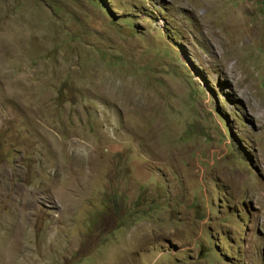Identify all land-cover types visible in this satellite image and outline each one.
I'll list each match as a JSON object with an SVG mask.
<instances>
[{
  "label": "rangeland",
  "instance_id": "rangeland-1",
  "mask_svg": "<svg viewBox=\"0 0 264 264\" xmlns=\"http://www.w3.org/2000/svg\"><path fill=\"white\" fill-rule=\"evenodd\" d=\"M0 264H264V0H0Z\"/></svg>",
  "mask_w": 264,
  "mask_h": 264
}]
</instances>
